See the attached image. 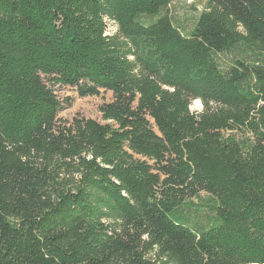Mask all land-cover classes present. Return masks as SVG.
<instances>
[{
	"label": "trees",
	"instance_id": "16d2710c",
	"mask_svg": "<svg viewBox=\"0 0 264 264\" xmlns=\"http://www.w3.org/2000/svg\"><path fill=\"white\" fill-rule=\"evenodd\" d=\"M173 1L0 0V264H264V0Z\"/></svg>",
	"mask_w": 264,
	"mask_h": 264
},
{
	"label": "rangeland",
	"instance_id": "374dc122",
	"mask_svg": "<svg viewBox=\"0 0 264 264\" xmlns=\"http://www.w3.org/2000/svg\"><path fill=\"white\" fill-rule=\"evenodd\" d=\"M204 9L205 2L203 0H174L168 8V15L183 33L188 34L193 29L198 16ZM109 29L111 30L112 28L109 26ZM235 57V52H232L220 53L217 58L223 67H227L233 62ZM53 89L62 104L58 124L69 125L75 118L95 119L101 123H105L102 119L100 107L103 103L110 102L113 99L111 91L101 89L98 95L82 97L76 89L71 87L57 86L53 87ZM202 108L203 106L199 101H193L191 104V110L194 112L202 110ZM200 196V200H203L204 203L210 198V195L206 192L201 193ZM194 200L198 202V198Z\"/></svg>",
	"mask_w": 264,
	"mask_h": 264
}]
</instances>
